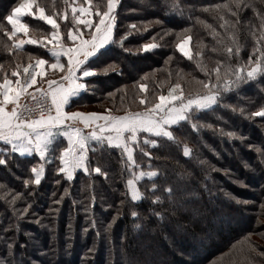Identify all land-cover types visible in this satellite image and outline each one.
<instances>
[{
    "label": "trees",
    "instance_id": "trees-1",
    "mask_svg": "<svg viewBox=\"0 0 264 264\" xmlns=\"http://www.w3.org/2000/svg\"><path fill=\"white\" fill-rule=\"evenodd\" d=\"M19 2L0 0V28L11 31L4 17ZM37 2L60 25L61 42L69 44L68 30L75 32L77 25L67 5H89L84 0ZM249 2L255 10L242 8L232 16L223 7H213L232 6L231 0H120L116 42L89 60L97 75L85 79L87 91L71 99L65 110L143 112L177 83L185 96L203 94L200 81L208 77L202 68L211 71L217 62L253 66L248 60L255 62L260 55L255 49L264 51V0ZM173 3L178 10L171 9ZM93 5L106 10L107 0H93ZM92 19L95 23L98 18L93 14ZM22 21L30 38L51 39V25L27 15ZM184 36H191V59L176 48ZM47 41L46 47L27 44L9 53L6 45L13 41L0 30V82L33 59H48ZM153 42L158 47L143 50ZM228 47L233 48L231 57ZM261 109L264 74L224 93L215 111L200 113L198 131L182 122L171 129L174 141L141 133L138 146H133L139 168L129 166L122 148L91 142L89 171L76 170L72 180L58 171L60 151L67 147L62 137L54 139L46 161L1 145L7 163L0 165V264H264V117L251 115ZM145 139H156L157 146L145 145ZM185 146L189 156L184 155ZM41 163L45 173L40 184L26 186L31 168ZM96 167L106 175L92 171ZM140 170L156 171L157 177L137 181L142 199L132 201L127 181ZM166 188L172 190L171 199ZM155 197L162 203H154ZM196 250L194 257L191 252Z\"/></svg>",
    "mask_w": 264,
    "mask_h": 264
},
{
    "label": "snow or ice",
    "instance_id": "snow-or-ice-1",
    "mask_svg": "<svg viewBox=\"0 0 264 264\" xmlns=\"http://www.w3.org/2000/svg\"><path fill=\"white\" fill-rule=\"evenodd\" d=\"M120 0H107L106 10L101 11L99 5H93V0H84V3L89 5H67L71 8L72 20L77 25L75 33L70 28L67 33V39L72 41L71 46H67L61 42L60 25L51 15L45 14V9L37 2V0H20V2L12 8L11 13L4 17L7 24L11 26V31L2 29L4 35L13 43L10 46L6 45V50L11 53L13 49H23L25 44H41L45 39L48 43H53V47L49 49L51 57L54 62H49L45 59H36L35 64H29L23 68L25 74L21 80L19 72L13 71L12 76L17 77L15 81L4 77L0 82V141L10 146V151L21 156L38 155L41 161L47 160V153L54 150V137L61 135L67 140V147H64L59 154L60 166L58 171L63 173L68 180L73 179L76 170L83 169L85 172L89 171L88 166V150L89 143L95 141L97 145H103L105 142L109 147L122 148L127 156L129 166L139 168L133 156V146H138V139L141 133H148L151 136L174 141V134L171 130L173 126H179L182 122L191 123L193 130H199L200 113H207L208 111H215V106H220L224 100V93L230 92L233 88L238 87L245 79H254L258 74H264V51H260L257 47L255 51H259L260 55L256 57L255 62L248 60L247 65H237L233 68L231 65L222 66L221 62H217L216 66L208 71L207 68H202L208 77L207 82L200 81L203 89V94L185 96L181 90L179 83L172 85L169 88L167 95H160L158 103L152 104L143 112H125L124 115H114L111 110H106L105 113H84L65 111V106L69 104L71 97L79 96L81 91H87V85L84 78L97 75L93 67L89 65V59L95 57L98 51L113 40V29L116 26V9ZM67 4V0H65ZM229 4H217L213 7L216 9L225 8L232 16H238V12L242 8L252 7L255 10V5L249 0H231ZM93 8L95 12L93 13ZM173 11L178 10V5L171 4ZM205 11L208 9L205 8ZM79 12V15L76 13ZM93 14L98 18L93 22ZM32 16L39 18L41 21L51 25L53 31L50 33L51 39L47 37L41 40L26 38L21 39L17 37V33H23L28 37L29 26L22 22L23 16ZM66 16L62 15L61 19ZM223 20L224 17L221 16ZM264 20V18H262ZM227 23V21H225ZM83 24L86 28L92 29L88 34V38H84V34L80 31L79 25ZM224 25H221L223 27ZM135 28V25H131ZM264 28V22L261 25ZM15 37V39H13ZM264 38V32L261 34ZM124 37H121V45ZM191 36H184L176 44V48L189 59L192 58L188 43ZM143 50L147 51L158 47L156 43L144 44ZM239 46L235 51L238 56ZM227 53L231 57L233 48L228 47ZM200 53L197 52V56ZM66 58L65 63L61 62V58ZM45 65L51 69L65 70L64 75L60 77L59 82L54 79L46 81L48 89L36 88V92L43 93L44 96L50 97V107L47 114L41 113L39 118H31L32 109L26 104H21L20 100L28 89L37 84V77L43 80L45 76ZM199 66V65H198ZM20 66L17 65V68ZM110 67V66H109ZM223 67V71H222ZM31 69V71H30ZM105 73L107 69L103 70ZM215 79H212V76ZM140 91L146 89L145 84L139 85ZM31 95V94H30ZM33 99L36 97L33 96ZM141 104H145L146 100L141 99ZM9 105L11 108L9 110ZM54 112V114H53ZM253 116L264 117V109L251 113ZM79 122L84 128L91 129L90 132L85 133L81 128L74 127V124ZM211 127V125H208ZM229 136L234 133L228 132ZM145 145L157 146L156 139H145ZM95 149H93L94 151ZM184 155L189 156L191 150L185 146ZM257 151H261L257 149ZM144 156H149L147 151L143 152ZM0 165L7 163V158L4 154H0ZM201 163H205L201 161ZM96 173H102L99 167L92 169ZM32 179L25 180L27 186L29 183L39 185L45 173L44 164L31 168ZM147 177L152 179L157 177L156 171H135L132 173V178L127 181V187L131 194L132 201H139L142 195L136 187V182ZM4 187L0 185V188ZM153 189L156 184L153 183ZM67 191V189H65ZM169 194V199L172 196L171 188H166ZM7 195V194H6ZM19 198V194L12 197V203ZM59 201H57L58 203ZM154 203H162L160 197H155ZM23 211H27L25 208ZM21 215L23 213H20ZM157 216L162 217V214L157 212ZM131 215L135 218L138 216L136 211H132ZM139 227V225H137ZM12 249L13 245H7Z\"/></svg>",
    "mask_w": 264,
    "mask_h": 264
},
{
    "label": "crops",
    "instance_id": "crops-1",
    "mask_svg": "<svg viewBox=\"0 0 264 264\" xmlns=\"http://www.w3.org/2000/svg\"><path fill=\"white\" fill-rule=\"evenodd\" d=\"M78 15H79V12H78ZM23 17H25V16H23ZM23 17L21 18V20L23 19ZM23 22V21H22ZM79 29H80V31L84 34V38H88V34L92 31V29H88V28H86L83 24H81V25H79ZM75 33V32H74ZM17 35H19V38H21V39H26V38H30L29 36L28 37H25L24 36V34L23 33H17ZM69 44H66L67 46H71V44H72V41H70L69 40ZM48 43V42H47ZM53 43H55V42H53ZM53 43H48V48L46 49V54L49 56V60L48 59H45V60H48L49 62H54L53 61V58L51 57V54H50V52H49V49H51L52 47H53ZM110 44V43H109ZM109 44H106L103 48H101L100 50H102V49H104L106 46H108ZM27 44H25L24 45V47L26 46ZM29 45H38V44H29ZM99 50V51H100ZM93 58V57H92ZM36 59H43V58H36ZM36 59H33L32 61H30L29 63H27L24 67H27L29 64H35V60ZM91 59V58H90ZM89 59V60H90ZM61 62L62 63H65V65H66V58L65 57H62L61 58ZM23 67V68H24ZM23 68H22V70L19 72V75H20V78H21V80H23V78H24V76H25V74H24V72H23ZM30 71H31V69H30ZM64 71H66V68H65V70H56V69H51V68H49L48 67V65H45V76L43 77V80L40 78V77H37V84L36 85H33L32 87H30L29 89H28V91H27V93L28 92H30V91H33V90H36V88H42V89H45V90H47L48 89V84L46 83V81L47 80H49V79H54V80H57L58 82H59V80H60V77L62 76V75H64ZM87 78H89V77H87ZM87 78H84V80L85 79H87ZM9 79H11V80H13V81H15L16 79H17V77H14L13 76V78H9ZM83 91V90H82ZM81 91V92H82ZM27 93L23 96V97H21V100L27 95ZM77 97V96H76ZM76 97H71L70 98V100L71 99H74V98H76ZM20 100V101H21ZM159 102V101H158ZM66 111V110H65ZM71 112H79V111H71ZM84 113H87V112H84ZM91 113V112H90ZM53 114H54V112H53ZM74 127H79V128H81L85 133H88V132H90L91 131V129H88V128H84V126L82 125V124H80L79 122H76L75 124H74ZM58 137H62V138H64L63 136H61V135H56L55 137H54V139H56V138H58ZM65 139V138H64ZM65 141H66V143H67V140L65 139ZM91 142H93V141H91ZM90 142V143H91ZM89 143V144H90ZM1 145H6V144H4V142H2V141H0V146ZM7 147H9V149H10V146L9 145H6ZM34 155H36L35 153H33ZM19 155V154H18ZM21 156V155H20ZM24 156H29V155H24ZM38 156V155H37Z\"/></svg>",
    "mask_w": 264,
    "mask_h": 264
},
{
    "label": "built area",
    "instance_id": "built-area-1",
    "mask_svg": "<svg viewBox=\"0 0 264 264\" xmlns=\"http://www.w3.org/2000/svg\"><path fill=\"white\" fill-rule=\"evenodd\" d=\"M33 96H35L36 98L33 99ZM20 103L26 104L29 108L32 109L31 113H26V115H30L31 118L35 119L39 118L42 112L44 114H47V110L50 107L51 101L50 97H46L43 95V93L33 90L28 92L27 95L20 101ZM8 107L10 110L11 105H9Z\"/></svg>",
    "mask_w": 264,
    "mask_h": 264
},
{
    "label": "rangeland",
    "instance_id": "rangeland-1",
    "mask_svg": "<svg viewBox=\"0 0 264 264\" xmlns=\"http://www.w3.org/2000/svg\"><path fill=\"white\" fill-rule=\"evenodd\" d=\"M48 42V41H47ZM167 95V94H166ZM79 112H85V111H79ZM87 113H90L89 111H87ZM237 225V224H236ZM216 231H217V229H216ZM191 254L194 256V257H196L197 255H198V251L196 250V251H193V252H191Z\"/></svg>",
    "mask_w": 264,
    "mask_h": 264
}]
</instances>
